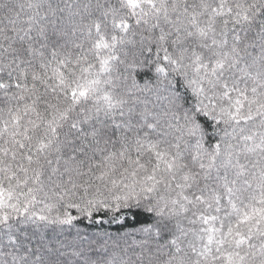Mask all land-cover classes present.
<instances>
[{
  "label": "snow or ice",
  "instance_id": "snow-or-ice-1",
  "mask_svg": "<svg viewBox=\"0 0 264 264\" xmlns=\"http://www.w3.org/2000/svg\"><path fill=\"white\" fill-rule=\"evenodd\" d=\"M0 264H264V0H0Z\"/></svg>",
  "mask_w": 264,
  "mask_h": 264
},
{
  "label": "trees",
  "instance_id": "trees-1",
  "mask_svg": "<svg viewBox=\"0 0 264 264\" xmlns=\"http://www.w3.org/2000/svg\"><path fill=\"white\" fill-rule=\"evenodd\" d=\"M144 221L145 218L143 216H140L138 221H129L128 223L121 226L115 223H104L102 225L90 224L86 219H81L79 222L76 223V228H79L81 232L86 235H92L102 231H107L116 234L131 231L134 228H138L140 226V223ZM72 231L73 234H75V229H73Z\"/></svg>",
  "mask_w": 264,
  "mask_h": 264
}]
</instances>
